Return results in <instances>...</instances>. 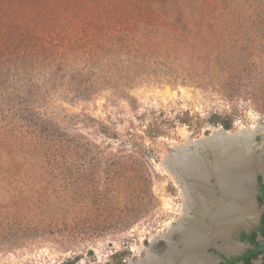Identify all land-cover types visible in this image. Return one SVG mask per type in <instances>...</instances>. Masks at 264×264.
I'll use <instances>...</instances> for the list:
<instances>
[{"label": "trees", "instance_id": "1", "mask_svg": "<svg viewBox=\"0 0 264 264\" xmlns=\"http://www.w3.org/2000/svg\"><path fill=\"white\" fill-rule=\"evenodd\" d=\"M129 12L125 24L100 25L85 66L68 74L77 98L110 90L132 106L129 90L148 80L210 88L230 100L257 97L258 87L241 78L246 53L253 54L255 38L264 34V0H159ZM234 115L151 110L100 122L97 139L35 114L29 125L0 126V246L132 226L155 202L157 154L147 139L169 136L178 125L197 133L203 123L231 130Z\"/></svg>", "mask_w": 264, "mask_h": 264}, {"label": "rangeland", "instance_id": "2", "mask_svg": "<svg viewBox=\"0 0 264 264\" xmlns=\"http://www.w3.org/2000/svg\"><path fill=\"white\" fill-rule=\"evenodd\" d=\"M158 1L0 0V126L10 127L22 121L29 125L35 114L48 125L97 139L101 137L95 127L100 122L108 123V119L119 117L134 119L135 114L172 108L191 109L202 117L212 111L233 113L234 127L229 131L242 125L264 123V34L255 38L253 54L246 53L245 66H242V83H253L258 87L255 99L230 100L210 88L156 80L141 82L129 90L132 106L128 99L110 90L87 98L74 96L67 87V76L77 74L85 66L86 52L91 48L89 42L99 32L100 25L107 22L125 24L131 18L129 10L134 6ZM245 25L248 23L244 22ZM218 127L221 125L203 123L197 133L186 125H178L169 136L147 139V144L157 154L151 187L155 202L132 226L123 230H104L97 236L55 234L32 236L15 245L6 242L0 246V264H132L147 256L148 249L163 254L168 244L167 235L173 232L171 226L183 218V223L189 226L195 222L205 223L201 226L202 232L210 242L202 253L213 264H224L219 252H233L225 249V243L240 245L238 251L245 247L238 238L241 228L236 231L234 228L230 239H225L221 234L222 230L229 231L228 219L220 223L219 233L213 230L218 224L204 219L198 209L195 214L190 210L186 218H181L185 194L182 183L170 167V161H180L173 146L191 144V140L204 133L210 134ZM191 148V155L203 152L201 148L199 151ZM216 189L217 194L221 193ZM173 236L178 241L175 242L177 250H181L183 238L178 232ZM260 262L256 259L252 264Z\"/></svg>", "mask_w": 264, "mask_h": 264}, {"label": "bare ground", "instance_id": "3", "mask_svg": "<svg viewBox=\"0 0 264 264\" xmlns=\"http://www.w3.org/2000/svg\"><path fill=\"white\" fill-rule=\"evenodd\" d=\"M220 133L222 134L221 137H216ZM257 133L264 134V124L257 122L250 126L242 125L233 131L227 130L225 132L222 131L221 127L213 129L211 136L208 138L210 139L215 136L212 140H215L220 148L218 149L219 152L215 150L216 157L213 160H209L205 157V162L199 158V154L188 157L190 151L188 145L173 146L176 150L175 152L179 154L180 161L178 163L170 161V167L174 175L178 177L179 181L182 183V190L185 194L184 210L182 211L181 218H186V214L190 210L195 214L198 209L197 212L200 213L204 219H209L212 223L215 222L216 226L218 224V227L213 230L221 233L219 228L220 223H224L227 219L226 222L233 218L237 219L239 216H236L235 213L240 212L241 209L253 208V203L245 200L250 197L252 192L251 185L254 183V177L261 169H251L252 171L250 174L238 175L231 178L225 175L224 179L220 178L219 174L220 172L225 173L227 170L231 169V167H227L229 165L226 163L234 165L237 163L239 165L245 164L249 161L247 159L248 154L254 152L256 147H264V138L262 142L255 139ZM206 138L207 137L201 136L200 138L191 140V144L197 145L198 143H204ZM232 167L234 168L236 166ZM253 170L255 171L254 175H252ZM185 175L191 177V179H189L191 180L190 183L185 179ZM213 175L218 176V182H211L210 177ZM216 187L221 193H216ZM198 189L203 190V192H197ZM198 193L199 195H197ZM194 214L192 215L193 217ZM192 216L190 218H193ZM183 219L178 224L172 225L170 231L173 230V232L167 235L168 243L172 247H175V251L183 257V259H176L174 263L173 259L169 257L162 258L157 253L153 252L152 249H148L147 256L132 264H213V262L202 253L204 252L202 250H205L210 242V239L208 240L206 234L202 232L201 226H204L205 223L203 221L200 224L195 222L193 226H189L183 223ZM176 232L182 233L184 236V239L181 241L184 243V253H181L182 249L177 250L175 246L176 241L173 240L172 236ZM224 245L228 248L236 247L234 244L230 243H225Z\"/></svg>", "mask_w": 264, "mask_h": 264}, {"label": "flooded vegetation", "instance_id": "4", "mask_svg": "<svg viewBox=\"0 0 264 264\" xmlns=\"http://www.w3.org/2000/svg\"><path fill=\"white\" fill-rule=\"evenodd\" d=\"M251 190V195L247 200H251L253 208L241 209L240 212L235 213V215L239 217L237 219H230L227 222V224L231 222V224H229V231H227V229L222 230V236L225 239H230V232L234 228L235 231L241 228L238 238L239 242L243 243L245 247L238 251L240 245L231 242L230 244H234L236 246L235 248H227L225 245L226 250L233 252H219V255L224 260V264H231L229 261L237 257H240V259L234 261V264L240 261L244 264H252L256 259H260V264H264V171L259 172L257 176L254 177ZM247 261H249V263H247Z\"/></svg>", "mask_w": 264, "mask_h": 264}, {"label": "water", "instance_id": "5", "mask_svg": "<svg viewBox=\"0 0 264 264\" xmlns=\"http://www.w3.org/2000/svg\"><path fill=\"white\" fill-rule=\"evenodd\" d=\"M262 124H264L263 122H260ZM222 128V131H227L228 129H226L225 127L221 126ZM213 132V131H212ZM212 132L210 134H206L204 133L202 136L203 137H207L205 140H204V143H198L197 145H194V144H187L188 147L190 148V151H189V154H188V157H193V155H198L199 154V158L205 162L206 158H208L209 160L210 159H214L216 156H215V150L218 151V149L220 147H218L219 144H217L215 142V140H212L214 139V137H211L210 139L208 137L211 136ZM221 133L218 134L216 137H221ZM264 138V134L262 133H257L255 135V139L258 140V141H261L262 139ZM216 139V138H215ZM227 141V140H226ZM191 147H195L197 150H199V148L205 150L203 151L202 153L201 152H197V153H192V155L190 154L192 152L191 150ZM219 152V151H218ZM172 154V153H171ZM173 155V154H172ZM203 155V157H202ZM174 156V155H173ZM249 156V157H248ZM247 156V159L249 161H247L245 164H230V163H226L228 164L229 166L227 167H231L230 170H227L225 173H221L220 172V178H223L225 177V175H228L231 177H234V176H238V175H243V174H250V172L252 171L251 169H256L258 170L261 169L262 171H264V148H257L254 150V152L248 154ZM175 157V156H174ZM205 159V160H204ZM200 160V161H201ZM170 161V160H169ZM201 163V162H200ZM232 166H236V167H232ZM243 171V172H242ZM241 172V173H240ZM255 171L253 170L252 172V175H254ZM258 173H256V176H257ZM188 178H191L190 176H187L185 175V179L188 180ZM213 179L215 182H213ZM210 180L212 183H216L218 182V176L217 175H213L210 177ZM209 220V219H208ZM211 221V220H210ZM179 233V232H178ZM180 236L183 238V234L182 233H179ZM173 240H175L174 236H172ZM184 239V238H183ZM182 239V240H183ZM181 240V241H182ZM178 242V241H176ZM180 242V241H179ZM182 245V250H181V253H184V244L181 243L180 246ZM179 247V246H178ZM175 247H172L169 243L167 244V248L165 249L164 253L163 254H158L159 256H161L162 258H165V257H169L171 259L174 260V263L176 262V259H183V257H181L179 254H177V252L175 251L174 249ZM237 264H244L242 261L238 262Z\"/></svg>", "mask_w": 264, "mask_h": 264}]
</instances>
